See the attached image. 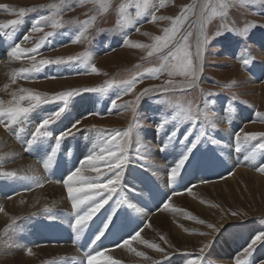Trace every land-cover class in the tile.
<instances>
[{
	"label": "rangeland",
	"instance_id": "374dc122",
	"mask_svg": "<svg viewBox=\"0 0 264 264\" xmlns=\"http://www.w3.org/2000/svg\"><path fill=\"white\" fill-rule=\"evenodd\" d=\"M11 1H12L11 4L9 2L3 4L8 5L9 8H14L17 11L19 10V8L22 7L23 8L35 7L37 8V12L27 14L22 19L21 24L16 26L14 29L5 30L10 35L8 37H0V57H1L0 61H2L6 56V53L9 49V44H11L13 41L21 42L23 36L27 34L29 35L30 38L26 42L24 41L21 46L25 48H32L41 41L45 33L53 31V29L50 26H43V25H42L43 31L41 32H30V29L33 26L34 20L38 18L39 15H48L50 13H55V12H59L58 18H60L62 22H67V23L64 24L63 28L56 29L55 30L56 34L53 37L48 38L47 41L43 43L42 47L38 49L37 53L35 54L36 61L38 62L39 60L42 59H55L58 57L66 58L69 56H75L84 53H87L91 57L90 63L87 67L79 63L60 65V66H68V68L71 69L66 74V72L56 73L53 70L54 68H57L59 66L49 65L43 67L42 71L38 73H34L30 79H23L19 76H16L15 82L11 86L14 85V87L16 88H29L34 91L47 93L49 95H54L63 91H70L72 89H77V88L82 89L85 87H89V88L107 87L109 83L113 84V87L108 88L107 91L102 94L88 93V94H84L83 96L75 97L74 100L71 101V106L69 110L62 116L61 118L62 120L60 119L56 123L50 125L49 130L52 132V137L49 138L48 140L51 141L47 140V142L49 143L46 142L45 143L46 145L42 144L46 150L47 149L50 150L51 147L54 146L53 144H55L54 143L55 136L59 134V131H63L70 126L69 124L66 127L60 128L57 133H55L53 130L54 128L59 127L62 124L61 121L63 122L66 119V117H68L71 114L72 112L71 110H73V106L75 105L74 103L77 104L78 102H82L87 98L91 97V98H96L101 104L100 106L101 109L93 112L78 114L71 120V122H75V120L81 121V123L78 125L81 131L77 132L75 136H71L63 140L61 142V145H63V147L60 145V147L57 150L58 153L57 159L64 158L65 160L67 158L68 165L73 164L70 163L69 161L71 162L76 161L75 150L89 149V151H91L93 149L94 144L98 142L95 141L92 144V142L88 141L87 139H85L86 141L85 142L84 140L81 139V135L83 133L85 134H88L87 132L97 133L101 138L102 134L99 131H88L86 129L95 128L96 130L106 129V130L122 131L129 127V124L133 119L132 114L124 109H112L111 101L112 99L116 98L119 92L122 91V87L120 86L122 81L133 79L134 77H137L138 74H146L148 69L158 66V61H156L155 57H147V52L150 50V48L148 47L136 48V47H132V45L153 44L155 42L154 37L158 35H162L163 29L171 26V18L177 16L181 12V9L184 6L191 4L193 2V0H166L165 7L160 8L158 11L152 9V11L155 12V15L157 17H168L170 19H157L156 21H151V12H150L142 16L141 19L135 21L132 25L122 28L120 27V16L118 12V7L121 3L134 4L136 0H110L111 6L109 7V10L106 13L100 12L99 2H101V0H97V3H93L91 2V0H86V2L83 4L80 3V0H66V3L64 4H61V0H11ZM155 2L158 4L159 0H155ZM199 2L200 0H198V4ZM53 4L57 5L58 7L55 9L49 7H43V8L41 7V6H48ZM0 5H2L1 0H0ZM93 16L96 17V20L92 24V27L89 29L88 35L90 37V43L88 42H82L76 44L71 43L70 41L75 37V35L78 34L84 22L91 20ZM16 18L17 17L13 15L11 12L0 9V23L7 22L8 20H12ZM194 19H195L194 16L190 17L188 23H191L192 20ZM221 23H225L229 27H234L236 29H242L246 23H255L257 27L252 28L247 34L246 38H241L237 35H233L232 33H228L223 37H218L216 39L211 40L209 46L205 51L204 60H203V71L200 74L197 87L194 90H189L186 94H182L179 91V89H177V92L175 94H165L163 95V98L172 100L174 104L182 103L185 99H195L201 105L202 111L211 112L215 110L218 117H220L223 114L220 117V120L216 121L218 124L217 129L216 130H211L210 128L208 129L209 131H212L213 137L215 139L220 140L219 137L222 133L220 131H223V129H227L226 132L232 131L231 129H233L235 130V134L239 132L241 128H243L244 132H260V131L264 132V123L259 122V120L255 117L256 112L264 113V77L263 79L260 78L256 84L249 83L251 82L252 79H254L253 77L254 69L256 67L264 65L263 62L264 58L258 54L259 52L262 53L259 50V46L260 43L264 41V4L248 5L246 8L240 6L230 8L228 17L225 21H221L219 18H217L208 25L207 31L209 36H213L215 32L220 29ZM108 24L110 26H107ZM185 27H187V24L185 25ZM136 29H139V31H137ZM23 31L27 33L25 34L23 33L22 37H20L19 36L20 32ZM193 38L194 39L192 40V43L194 47L195 37ZM6 40L7 43L5 42ZM73 45H75L74 48H72ZM67 46L71 47V52L69 51V52L60 53L62 52V49ZM242 58L250 59L251 61L247 69L243 68L240 63V60ZM20 63H22L23 66H21L19 69L30 68L33 61L28 57H24L21 59ZM92 64L96 66L98 70L97 73H91L90 69ZM77 72H80L81 74L77 75L76 74ZM85 72L87 74H84ZM79 79H82L83 82L77 81ZM167 79L168 77L166 74L161 75L158 78H153L149 75H144V78L142 80H139L138 83L136 84L134 93L122 96L120 99L117 100V103L123 104L124 101L133 100L134 94H138L144 88L159 86L163 84L164 81ZM173 79L177 84H180L183 81V78L180 76H176ZM11 81L13 82V80ZM54 81L55 82L72 81L80 85V87H71L64 90L62 89L59 90L58 92H53L52 90L54 88L50 86L47 89L32 87V85H38L46 82H49L48 84H50L53 83ZM259 86L262 87L258 88ZM201 90H203V92H201ZM209 93H219V95L211 96L208 95ZM232 94H235L237 96V99L234 101L231 99ZM257 95H261L260 97L261 100L256 98ZM205 103H206V107H204ZM229 106L234 108V111L232 112L226 111L225 109ZM58 107H59L58 104L42 105L38 109L34 110L33 113H31L30 116L25 121H23L19 125L18 124L15 125L11 132L6 131L4 126L0 124V132H2L5 135L8 134L9 138L11 135L12 136L11 142L13 141L12 143L15 145H18V143H20L21 150H24L27 147L25 144L26 142L24 143V141H27L31 133L35 131V128L36 126H38L41 119L45 117L48 113L56 111ZM173 111H175V109L158 105L154 103L153 98L145 97L141 101L137 115V121L139 122L140 125H142V127H140L138 130L136 128L133 129V137H135L137 131L139 132L140 130L146 131V130H150V128L156 130V125L162 119L166 118L167 113ZM89 113H99V115H89ZM245 113L247 114L245 115ZM239 117L242 118L253 117L256 120V122L249 124L247 122L245 124L244 123L241 124L238 123L237 121ZM106 119H114L116 122H118L117 127L105 126L104 121ZM229 120L231 121L230 124L228 123ZM172 123L173 122H170L168 127H172ZM189 126L190 125L188 122L181 124L179 126L180 128L179 134L182 135ZM199 127H200V123L198 122L196 127L194 128V134L196 131L199 130ZM253 127L258 129H255L254 131L252 130ZM15 132H19V133L14 134ZM103 135H107V133H103ZM67 140L72 141V146L66 147L64 149L65 147L64 144ZM259 142H260L259 140L253 141L252 145H255L256 143ZM224 144L225 143H223L222 140L221 143L217 145H213L210 142L202 143L201 145L198 146L199 149L197 147V149L194 151L193 154H196L197 152L200 153L201 151L206 154L204 158H208L210 157L208 152L213 151L214 149L217 148H222V146L224 147ZM34 147L39 150L41 149V144L35 145L32 148ZM75 147L78 148L75 149ZM130 151H131V147H130ZM71 155H74V157L73 156L71 157ZM233 155L234 154L230 155L229 158L230 159L234 158ZM85 156L86 153H84L83 157L78 161L77 164L78 166L80 161ZM196 157L192 158L191 163H195V164L197 163L198 166L199 161L198 162L194 161ZM200 159L204 161L203 164H206L203 157H201ZM210 161L213 164V157L211 158ZM4 167H5L4 162L0 160V171H4L5 170ZM25 174L31 176L33 175L32 172L23 173V175ZM18 175L22 176L21 173H19ZM61 175L62 173H60L59 175V187L62 190L60 191L62 194L63 190L65 189L62 183V179L66 178V173H64L63 178L61 177ZM259 175L264 180V174L259 173ZM24 181L25 183L31 182V180L10 181V180L0 179V188L3 187L1 188L2 191L0 193V201L3 200L10 201L11 199L17 196L28 195L31 194L32 192H35L34 190L26 192V190L24 189L23 190L19 189V191H16L13 186L23 184ZM247 191L246 193L236 195L237 197L233 196L234 194L225 195L222 198H218L217 201L213 202L214 204L209 203V207L212 208L213 212L210 214L209 217H207V221L203 220L204 223H199V229H197L196 233L195 231H193V233L198 234L203 240L197 241L194 245L191 244L189 250L187 251L177 250L174 253H170L172 256L170 260H162V258L158 260H162V264H167V263L185 264L187 259H194L200 256V251H199L200 248L203 247V245L206 243L207 240H210L212 235H214L217 236L216 239L210 242L211 247L205 249L206 253L204 252L203 254L204 255L203 264H227L226 262L221 263L218 261V259L215 258V256H220L225 253L226 242L231 241L232 243H234L230 245L232 249L237 251L238 253L241 249L247 246L251 238L258 231H264V193L262 189L255 190L253 188H247ZM172 192H178L184 194L183 187H181L179 191L175 190ZM172 192L169 193V190L161 191V194L163 193L162 201L166 200L169 194L171 195ZM115 197L116 196H114L113 200L115 199ZM64 200L66 202L65 196H64ZM162 203L163 202H160L158 207H160ZM158 207L154 210V216L157 215L158 213H165V214L167 213V216L168 215L171 216L172 214H173L172 216H175L177 214L176 216L181 217L182 221L185 220L184 222H187L189 219H192V217H195V216H191V218L183 217L185 214L187 213L189 214L191 211L190 210L185 211L184 208L181 207L170 206V209L172 210L169 211H159ZM0 209H3L1 204H0ZM56 209L59 211L60 214L63 215L72 214V212L69 211L70 209H68L67 206L65 208L62 207L61 208L62 210L59 207H56ZM3 211L4 209L0 211V215L2 214ZM232 212H238L242 215L237 217H232L230 215V213ZM100 214L101 212L98 213L96 217L97 219L94 218V221H92V226L96 230H99V227L101 226V222H102L101 219H103ZM33 217L34 215L31 214L30 212L28 214H24L21 217H19L18 220H15V223L11 221L7 223V225H5V227L7 226L6 228L3 227L1 232V237H6L9 234V235H14V237L18 239L20 236V239H18L17 241L19 242V244L17 242L15 244H11V246L8 247V249L10 250L16 249L17 251L23 252L22 247L24 246V243L28 244L29 247L35 248L36 247L35 244H40L41 242L44 241L40 235L35 234L34 229L36 227L41 226L40 227L41 232L44 233L49 232L50 227L48 226L50 224V221L45 218L38 219ZM227 219L232 220V222L228 223L218 233H212L211 229L207 227V224L222 226L224 221H226ZM41 221L43 222L41 223ZM46 222H49V224ZM56 223L57 225L59 224V227L55 229V232L62 231L63 228L60 225V223L59 222ZM146 224H148V222ZM112 227L114 229L110 228L109 229L110 231H108L105 237L103 238H106L108 233H112L114 230H116V225H113ZM201 232L211 233V234L200 235ZM96 233L97 231L94 234ZM75 236H76V232L72 231L71 235L69 236L71 245ZM90 236H92V234ZM158 240L162 241L160 239V235ZM115 243L113 241L111 242L105 241L102 244L97 243L98 245L91 246V244L88 241L86 242V247L87 248L90 247V251H93V247H95L96 250H98L99 248H100L99 250H103L107 248L109 249L108 255H111L112 252L115 253L117 249L118 250L120 249L114 247ZM54 245L56 244L53 243L51 244V246ZM235 246H237V248ZM183 247H187V246H183ZM127 251L128 254L127 255L123 254V257L122 255L117 256L115 254H112L111 256H113L114 259L116 258V260L120 261L122 264H129V262H131V264H133L134 262L136 264H141L140 257L136 258V255L134 253L130 252L128 249ZM24 252L26 253V251ZM77 252L78 254L76 253V255L74 254H70V255L73 258L75 257L80 258L81 256L86 254L83 249V246H78ZM259 252L262 254L260 260L264 259V245L258 246L255 252L256 254L254 253L252 257V261ZM129 255L135 257L133 258L130 257ZM129 257L133 258L135 261L128 262L127 259H129ZM241 258L243 259V257ZM4 259L5 258H0V264H4L5 261ZM137 259L138 262H136ZM212 259H215L216 261L215 260L213 261ZM67 261L68 260L64 261L63 258H60V262L58 263L56 261L55 264H63L64 262L65 264H76L75 262L68 263ZM50 263H51V259L40 264H50ZM256 264H259V260L256 262Z\"/></svg>",
	"mask_w": 264,
	"mask_h": 264
},
{
	"label": "snow or ice",
	"instance_id": "6c2138e0",
	"mask_svg": "<svg viewBox=\"0 0 264 264\" xmlns=\"http://www.w3.org/2000/svg\"><path fill=\"white\" fill-rule=\"evenodd\" d=\"M86 0H80V3H85ZM93 3H97V0H91ZM66 3V0H61V4ZM166 0H159L158 4L155 0H136L133 3H121L118 7L120 16V27H128L135 21L142 18V16L151 12V21L157 19H170L168 17H157L152 9L159 10L165 7ZM264 4V0H193L191 4L184 6L181 12L171 18V26L163 29V34L154 37V43L151 45L135 44L132 47L145 48L150 50L147 52V57H155L158 61V66L148 69L146 74H138L130 80L121 82L122 91L119 92L116 98L111 101L112 109H124L132 114V121L129 127L125 130H106L100 129H86L88 131H99L102 135L93 149L80 161L79 166L74 170H70L66 178L62 179V183L66 189L67 198L71 202V209L73 213V221L70 227L79 236L80 233L89 229L94 218L98 213L113 201L114 196H117L118 190L124 182L125 172L128 169L130 162V147L133 140V129L137 130L142 127L137 121L138 110L141 101L145 97L153 98L154 103L168 108H173L175 111L166 114V118L162 119L156 125V134L165 132V138L161 143L159 150L164 152L168 149L170 144L178 142L181 149L180 157L170 166L168 170V181L175 183L180 178L181 174L185 170L186 164L192 157L194 151L202 143L210 142L213 145L220 144L221 141L213 137L211 130H216L218 127L217 120H220L215 110L208 112L202 111L201 105L195 99H185L182 103L174 104L172 100L164 99L165 94H175L177 89L182 94H186L189 90H194L200 78V74L203 71V60L207 47L211 40L218 37H223L228 33L237 35L241 38H246L247 34L252 28L257 27L255 23H246L242 29H236L229 27L225 23H221L220 29L215 32L213 36L208 34V25L215 19L219 18L221 21H225L229 14V9L240 6L247 7L248 5ZM111 6L110 0H101L99 2L100 12L106 13ZM49 8H57V5L41 6ZM0 9L11 12L17 18L8 20L7 22L0 23V37H8L10 34L5 30L14 29L20 25L22 19L30 13L37 12V8H19L17 11L14 8H9L8 5H0ZM59 12L50 13L48 15H39L33 22V26L30 32H41L43 26H50L53 31L45 33L44 37L39 43L32 48L22 47L24 41L29 40V35H24L21 42L13 41L9 44V49L6 53L7 57L13 60H20L24 57H28L33 61L30 68H21L13 77V83L15 77L19 76L23 79H30L34 73L42 71L43 67L49 65H65L71 63H79L87 67L90 63L91 57L87 53L69 56L58 57L55 59H42L38 62L35 59V54L47 41L48 38L53 37L56 29L64 27L67 22H62L58 18ZM194 16L195 19L191 23H188L189 18ZM96 17L93 16L91 20L85 21L81 26L79 32L70 41L73 44L88 42L90 43V37L88 35L89 29L95 22ZM187 24V27L185 25ZM139 31V29H136ZM193 37H195L193 47ZM7 43V40L5 41ZM250 59H241L240 63L243 68L247 69L250 64ZM91 73H97L98 70L94 64L91 65ZM81 74L80 72L76 73ZM84 74H87L86 72ZM166 74L168 79L159 86H152L144 88L138 94H134V99L124 101L123 104H118L117 100L124 95L133 94L136 84L139 80L144 78V75H149L153 78H158L161 75ZM180 76L183 81L177 84L174 81V77ZM54 78V77H53ZM7 87V86H5ZM113 87V84L109 83L107 87H85L72 89L70 91H63L54 95L34 91L29 88H19L18 92H12V98L4 102L0 100V124H2L6 131H12L13 126L25 121L34 110L38 109L42 105L46 104H58L59 107L56 111L48 113L43 117L36 126L35 131L31 133L27 139L26 151L38 144H45L49 138L52 137V132L49 130L50 125L59 121L62 116L69 110L71 101L77 96H83L84 94H102L107 91L108 88ZM203 92V90H201ZM211 96H218L219 93H209ZM231 99L234 101L237 99L235 94L231 95ZM206 107V103L204 105ZM228 112L234 111V108L227 107L225 109ZM89 115H99V113H89ZM255 117L259 122L264 123V113L256 112ZM172 123L170 131L167 130L168 125ZM185 122L189 123L187 130L180 135L179 126ZM200 123L199 130L194 134V128L197 123ZM222 122V121H221ZM251 122H256L254 119ZM80 120L71 122L70 126L65 130L59 132L55 136V144L51 147L50 152L46 153V157L43 160V167L47 170L50 164L53 163L54 157L57 155V149L60 147L61 142L68 137L75 136L81 129L78 125ZM230 124L231 121L229 120ZM227 131V129H223ZM107 133V135H103ZM138 135V131H137ZM191 137V139H190ZM234 146L237 152L241 151L242 147L252 145L253 141L259 140V143L251 146V151L245 156V160L252 162L256 159L258 154H264V132H244L243 128L239 130L234 136ZM3 158L0 157V160ZM141 167H145L143 161L145 157H141ZM255 170L261 174H264V163L255 167ZM89 173V174H85ZM155 174V173H153ZM0 179L4 180H31L36 183V186L42 187L43 184L37 177L31 175L19 176L15 171H0ZM201 184L208 183L206 180H201ZM195 185L187 186L184 191L188 193L192 192ZM182 193L172 192L166 200L158 207L159 211H169L172 196L180 195ZM11 198V197H9ZM115 207L113 211L101 222V226L95 236L91 240V246L97 245V242L106 235L112 224V217L115 216L116 210H118L122 203L120 200L115 201ZM128 208H131L137 213H143V209L136 207L135 204L129 203ZM3 209H0L2 211ZM45 213H51V209L45 207L43 209ZM232 217H237L242 214L238 212L230 213ZM54 218V217H49ZM192 219H196L192 217ZM204 223V221H198ZM15 223V220L13 221ZM150 225L145 224L144 227ZM144 227L136 228L127 237H121L116 241L115 248H126L130 252L134 253L137 257H142L145 260L151 261V264H162V260H170L171 254L161 247L160 244L149 242L144 239L141 233L144 231ZM207 227L211 229L212 233H218L222 226L214 224H207ZM211 233H200V235H210ZM160 239L167 244V239L161 236ZM142 244L147 248L154 250L157 253L162 254V260H152L144 251H138L133 243ZM264 245V231H258L244 247L240 253L234 257V264H252V257L256 252L258 246ZM171 247V245H169ZM211 247L210 243H205L200 248V256L194 259H187L185 264H203L205 249ZM109 249L96 250L93 247V251L86 253L80 264H120V261L108 255ZM28 256L33 255L31 247L26 249ZM243 257V259L241 258ZM259 264H264V259L259 261Z\"/></svg>",
	"mask_w": 264,
	"mask_h": 264
},
{
	"label": "bare ground",
	"instance_id": "6f19581e",
	"mask_svg": "<svg viewBox=\"0 0 264 264\" xmlns=\"http://www.w3.org/2000/svg\"><path fill=\"white\" fill-rule=\"evenodd\" d=\"M8 2L10 4L12 3L11 0H1L2 5H4L3 3H8ZM22 35L23 32H20L19 36L22 37ZM74 46L75 45H73L72 48H74ZM69 47L70 46L64 47L62 49V52L60 53L69 52V51L71 52V47L70 48ZM259 50L262 53L259 52L258 54L264 58V41L260 43ZM20 61L21 59L20 60L10 59L7 57V55L4 57L2 61H0V100L4 102H7L12 98L11 96L12 92L14 91L17 92L19 90V88L14 87V85L11 86L13 84L11 80H13L12 78L17 73L18 69L21 66H23L22 63H20ZM70 70L71 69L68 68V66H59L57 68H54L53 71H55L56 73L66 72L67 74V72ZM253 75H254L253 76L254 79H252L251 82H249L251 84H256L260 78L263 79L264 65L256 67L253 71ZM77 81L83 82L82 79H79ZM48 83L49 82L38 85H32V87L47 89L50 86L54 88L52 90L53 92H58L59 90L62 89L64 90L71 87H80V85L72 81H56V82L54 81L53 83L50 84ZM261 87L262 86H259L258 88ZM260 97L261 95H257L256 98L261 100ZM74 104L75 105L73 106V110H71L72 111L71 114L68 117H66V119L64 118L65 120L63 122L61 121L62 124L59 127L53 129L55 133H57L60 128L68 126L71 123V120L76 115L83 114L86 112H93L101 109L100 102L96 98H91V97L87 98L82 102H78L77 104L76 103ZM246 114L247 113H245V115ZM252 120H254L253 117H246V118L239 117L237 121L238 123L241 124L242 123L245 124L247 122L249 124V123H253L250 122ZM117 123L118 122H116L114 119H106L104 121V125L107 127L109 126L117 127ZM171 128L172 127H168L167 130L170 131ZM255 129L258 128L255 127L252 128V130L254 131ZM231 130L232 131L229 132L220 131L222 133L219 139L220 141L222 140L223 143H225L224 147L222 146V148H217L214 149L213 151L208 152L210 157L204 158L206 154L201 151L200 153L197 152L196 154H193L192 157L189 159V162L186 164L185 170L181 174L180 178L176 180L175 183H170L168 181V170L170 166L180 157L181 149L179 143L176 142L170 144L166 151L161 152L159 148L161 143H163L164 141L166 135L165 132H161L159 135H157L155 130L150 128V130H146V131L140 130L138 132V135L135 134L136 136L133 137L131 144V151L129 153L131 163L129 162L128 169L125 172L124 182L121 186V189L118 190L119 194L115 197L113 201H110L109 204L106 205L105 208L101 210V214H100L101 217L103 218L101 219V221H103L108 216V214L113 211V207L116 206L115 201L120 200L122 206L118 210H116V214L115 216L112 217V224L110 226V228H113L112 226L116 225V230H114L112 233H108L106 238L101 239V241L97 243L102 244L105 241H109V242L113 241L115 243L116 241L120 240L121 237L126 238L127 235L131 234L136 228L143 227V225L148 222L150 226L146 228L144 227V231L141 233L144 239L148 240L149 242L160 244V246L165 248L168 253H174L177 250L187 251L189 250L191 244L194 245L197 241L203 240L198 234L195 233L197 232V229H199L200 222L198 221H203V220L207 221V217H209L210 214L213 212L212 208L209 207V203L214 204L213 202L217 201L218 198H222L225 195L234 194L233 196H236L242 193H246L247 188H253L255 190L262 189L264 193V180L259 175V172L255 170L256 166H258L261 163H264V154H258L256 159L252 162L246 161L245 156H247L248 153L251 151L252 145L242 147L241 151L237 152L235 150L234 139H233L235 136V130L233 129ZM17 133L19 132H15L14 134ZM87 133L88 134L83 133L81 135L82 140L85 141V139H87L93 144L95 141H98L100 138L97 133H91V132H87ZM11 139H12L11 135L9 138L8 134L5 135L2 132H0V157L3 158L1 161L4 162L5 165L4 169L6 171H15L17 172V174L21 173L22 176H24L23 173L32 172L33 173L32 176L37 177L38 180L43 184V186L42 187L36 186V183L34 181H31L29 183H25L24 181L23 184L13 186L15 190L19 191V189L22 190L24 189L26 190V192L33 190L35 192H32L31 194L28 195L17 196L11 199L10 201H5V200L0 201L1 206L4 209V211L0 215V258H5L4 264H15V263L40 264L49 259H51L50 264H55L56 261L58 263L60 262V258H63L64 261L68 260L67 261L68 263L75 262L76 264H80V261L82 260L84 255L81 256L82 257L81 258L80 257L81 254L79 253L80 258L78 257L73 258L70 254H74V255H76V253L78 254L77 252L78 246H83L85 253L91 252L90 247L88 248L86 247V242L89 241V243L91 244V240L95 236L94 233L98 230H96L91 223L89 229H87L85 232L80 233L79 236H77L76 233V236L74 237L71 245L69 236L71 235V232L74 231L70 227V224L73 221V213L69 215L60 214L59 211L56 209V207H59L61 209L62 207L65 208L67 206V208L70 209L69 211L72 212L71 202L67 198L66 189L63 190L62 194L60 192L62 190L59 187V175L60 173H62L61 177L63 178L64 173H66L67 176L69 171L76 167L78 161L83 157V154L86 153L87 155L90 152L89 149L75 150L76 161L73 162L69 161L70 163H73L72 165L67 164V158L65 160L64 158L57 159L58 156L57 153V155L54 157L53 163L50 164L47 170H45V168L43 167V160L46 157V153L50 152V150L48 149L46 150L42 144H41V149L39 150L36 149L35 147L27 151L26 149L21 150V144L18 143L17 141L18 145H15L12 143L13 141L11 142ZM25 142L26 141H24V143ZM64 145H65L64 149L66 147H70L72 146V141L67 140ZM61 146L63 147V145ZM76 148L78 147H75V149ZM232 154H234L233 155L234 158L230 159L229 157ZM74 155H71V157L72 156L74 157ZM142 156L145 157V160L143 161L145 167L143 168L141 167ZM193 157H196L194 159L195 162L199 161L198 166L197 163L196 164L191 163ZM201 157H203L206 164H203L204 161L200 159ZM212 157H213V164L210 161ZM85 174H89V173H85ZM201 180H206L208 181V183L201 184L200 183ZM190 184L195 185L191 193L184 191V194H180L178 196L172 197L171 200L169 201V204L170 206H177L184 208L185 211L190 210L191 212L189 214L188 213L185 214L183 217L191 218V216H195L196 219L194 220L189 219L188 221L186 219L187 222H184L185 220L182 221L181 217L176 216L177 214L175 216H172L173 215L172 213H171L172 215L170 214L171 216L169 215L167 216V213L157 214L155 212L157 215L154 216V210L159 206L160 202L164 201V200L162 201L163 193L161 194V191L169 190L170 193L175 190L179 191L181 187H183L184 190ZM1 188H0V193L2 191ZM63 195L66 197L67 204L64 200ZM61 201L63 204L61 203ZM129 203L135 204L136 207L143 209V213H137L133 211L131 208H128L127 205ZM45 207L50 208L51 213H45L43 211ZM30 212L31 214L34 215L33 218L48 219L50 221V224L49 222L46 223L49 224L48 227H50V231L46 233L41 232L40 230L41 226L36 227L34 229L35 234L40 235L44 241L41 242L40 244H35L36 245L35 248L31 247L33 251V255L28 256L24 252L26 251V248L29 247L28 244L24 243V246L22 247L23 252L17 251L16 249L13 250L8 249V247H10L11 244H15L18 241V239H20V236L18 239L14 237V235H9V234L6 237H1V232L3 227L4 228L7 227V226L5 227L7 223L14 220H18L19 217H21L24 214H28ZM50 216L54 218L50 219L49 218ZM42 222L43 221H41V223ZM56 222L60 223V225L63 228L62 231L55 232V229L59 227V224L57 225ZM230 222H232V220L227 219L226 221H224L221 229H223ZM193 231H195V233H193ZM91 234L92 236H90ZM159 235L160 237L164 236L167 239L168 243L165 244L164 241H159L158 240ZM216 237L217 236L212 235L210 240H207L206 243H210L211 241L215 240ZM17 243L19 244V242ZM52 243L56 245L51 246ZM133 244L137 248V250L144 251L149 257L152 258V260H158L162 258L161 253H157L154 250L147 248L142 244H136L135 242ZM230 244H234V243H232L231 241L226 242L225 253L220 256H215V258L218 259L219 262L221 263L226 262L227 264H233L234 257L241 252L242 249L237 253V251L232 249ZM169 245H171V247H169ZM183 246H187V247H183ZM235 247L237 248V246ZM112 254H115L117 256L122 255L123 257V254L127 255L128 251L126 248H120L119 250L117 249L115 253L112 252L111 255ZM129 256L133 257L132 255ZM130 257L129 259H127L128 262L135 261L133 259L135 256L133 258ZM261 257L262 254L259 252L252 261V264H256L258 260L260 261ZM140 259H141V264H151V261L145 260L142 257H140ZM212 260L214 261L215 259ZM136 262H138V259ZM63 264H65V262ZM129 264H131V262H129ZM133 264L136 263L134 262Z\"/></svg>",
	"mask_w": 264,
	"mask_h": 264
},
{
	"label": "flooded vegetation",
	"instance_id": "af4514ba",
	"mask_svg": "<svg viewBox=\"0 0 264 264\" xmlns=\"http://www.w3.org/2000/svg\"><path fill=\"white\" fill-rule=\"evenodd\" d=\"M107 26H110L109 24Z\"/></svg>",
	"mask_w": 264,
	"mask_h": 264
}]
</instances>
